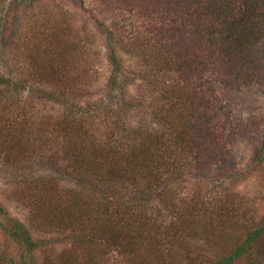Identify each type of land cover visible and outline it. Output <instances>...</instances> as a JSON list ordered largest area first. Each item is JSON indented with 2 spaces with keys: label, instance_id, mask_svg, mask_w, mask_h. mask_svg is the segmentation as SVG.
I'll list each match as a JSON object with an SVG mask.
<instances>
[{
  "label": "trees",
  "instance_id": "trees-1",
  "mask_svg": "<svg viewBox=\"0 0 264 264\" xmlns=\"http://www.w3.org/2000/svg\"><path fill=\"white\" fill-rule=\"evenodd\" d=\"M101 1L2 5L0 264H264V215L199 184L230 132L225 87L252 80L264 0Z\"/></svg>",
  "mask_w": 264,
  "mask_h": 264
},
{
  "label": "rangeland",
  "instance_id": "rangeland-1",
  "mask_svg": "<svg viewBox=\"0 0 264 264\" xmlns=\"http://www.w3.org/2000/svg\"><path fill=\"white\" fill-rule=\"evenodd\" d=\"M9 1L11 0H0V8H2V11L0 10V37L3 24L6 22L2 5L5 8L9 5L7 4ZM68 1L33 0V3L34 6L43 5L42 7L46 4L50 10L54 8V5L63 4L67 5L65 8L77 9L79 13H83L84 7L88 9L96 6L102 7V11L107 10L101 0H84L83 8L79 0ZM28 12V8L18 7L15 14L20 17ZM84 16L88 17V13L86 12ZM76 19H80V15H77ZM100 55L103 63L101 70L104 71L107 68V61L101 51ZM252 56L254 60L249 69L252 73V80L242 85H236L233 82L225 87L224 97L227 99L225 110L230 118V132L224 138V149L215 158H209L210 160L207 161L208 166L204 171L207 176L199 180V184L206 195L211 196L216 193L221 196V201L226 200L228 206L236 208L241 206L247 217L250 216L258 221L264 215V162H259L256 155L264 135V41L255 45ZM122 60L127 68L141 67L138 59L123 57ZM138 82L133 79L128 86L134 91ZM5 180L0 176V193L6 188ZM0 197L4 199L3 195ZM10 199L11 202L7 205L9 210L18 212L20 207L15 204L17 199L12 195ZM2 247V236L0 235V250Z\"/></svg>",
  "mask_w": 264,
  "mask_h": 264
}]
</instances>
